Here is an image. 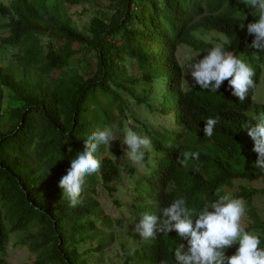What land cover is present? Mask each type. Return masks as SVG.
Listing matches in <instances>:
<instances>
[{"label":"trees","instance_id":"1","mask_svg":"<svg viewBox=\"0 0 264 264\" xmlns=\"http://www.w3.org/2000/svg\"><path fill=\"white\" fill-rule=\"evenodd\" d=\"M106 1L109 14L94 16L93 0L0 1V264H7L1 254L10 235L33 258L23 264H156L183 243L174 231L157 234L155 244L142 240L139 248L128 235L117 241L115 230L131 221L114 219L105 205L131 217L152 212L161 218L177 197L198 208L202 197L230 194L245 201L253 228L264 232V220L251 208L255 194L264 195V171L255 167L241 132L249 105L223 90L211 99L212 92L184 77L176 56L185 46L194 53L191 62L217 43L233 55L247 54L254 9L246 0ZM68 7L80 8L88 22H72ZM263 57L264 51L256 52ZM92 61L89 73L73 67ZM164 115L169 127L161 122ZM209 117L217 123L206 137L200 126ZM106 125L116 126L115 138L99 147L100 167L71 206L58 180L86 134ZM124 128L151 142L145 156L152 164L141 173L115 158L124 156ZM184 151L198 157L181 166ZM114 246L120 256L112 259Z\"/></svg>","mask_w":264,"mask_h":264},{"label":"clouds","instance_id":"2","mask_svg":"<svg viewBox=\"0 0 264 264\" xmlns=\"http://www.w3.org/2000/svg\"><path fill=\"white\" fill-rule=\"evenodd\" d=\"M246 4L248 8L254 9L251 15L255 17L254 22L246 26V33L252 37L247 54L233 55L222 44L217 43L208 48L199 59L195 58L191 62L189 60L185 66L180 65L182 68L187 67L185 74L191 78L193 86L212 92L211 99L215 92L223 90L233 102L249 105V109L244 113L248 122L243 125L241 132L250 152L256 157L255 167L264 171V102L261 105L255 102L256 98H259L260 102L264 99V57L260 60L255 55V61L250 57L251 49H255V53L264 51V0H246ZM236 15L242 20L245 19L239 12ZM224 81L227 83H222ZM158 94L155 89V106L159 102ZM177 112L178 109L173 108L172 116L178 118ZM161 122L169 127L170 117L164 115ZM204 122L200 131L203 136L211 137L217 120L209 117ZM124 123L129 124V121L125 120ZM117 131L115 125H106L88 132L83 138L82 150L75 152L70 160V167L57 184L69 205L75 206L80 202L86 177L100 167L97 155L99 147L109 146ZM150 147L151 142L147 136L131 128H124L119 147L124 151V156H118L123 161L115 158L121 166L141 173L152 164L149 156H145ZM181 156L179 163L183 166L189 159H197L198 153L184 151ZM253 186L260 188L262 184L256 182ZM127 189L128 194L132 193V200V188L129 186ZM259 195L264 197L256 193L252 198L251 208L254 214L264 220L253 204L255 197ZM250 219L242 198L223 194L216 199L202 197V204L198 208L188 206L184 197L180 196L162 209L161 218H158L156 213L145 212L138 218L131 217L130 214V218L125 220L131 221L130 226L136 236L153 244L156 243L154 238L157 234H167L170 231H174L179 241H183L173 248L169 260L156 264H264V232L254 229ZM230 247L232 248L228 250Z\"/></svg>","mask_w":264,"mask_h":264},{"label":"rangeland","instance_id":"3","mask_svg":"<svg viewBox=\"0 0 264 264\" xmlns=\"http://www.w3.org/2000/svg\"><path fill=\"white\" fill-rule=\"evenodd\" d=\"M3 1V3L7 2L8 0H0ZM94 2L92 3V5H90V14L91 15H96L98 14L99 11H103L105 13L109 14V10L107 9V5H108V1L106 0H93ZM68 13L71 16V21L75 22L79 27H81L82 25L86 24L88 22L89 16L87 14H81L80 13V8H74V7H68ZM177 58L180 62V64L182 65H186L189 63L190 58L194 55V53L188 49L187 47H180L177 50ZM255 49H251V54L250 57L255 61ZM1 57H4V55H2ZM76 68V70L79 73H89L94 69V63L93 61L89 64L87 63H83L77 66H73ZM134 71V67L132 69H130V72ZM187 71V67H183V72H184V77L187 78V80H191V78L189 76H187L185 73ZM262 74L264 75V70L262 72ZM160 88H161V82L158 80L157 81V91L160 93ZM255 102L257 103V105H261L264 102L263 101L260 102L259 98L255 99ZM115 138V136H114ZM117 160L122 162L123 160L120 157H117ZM124 188V186H123ZM121 189V203H125V194H126V190ZM102 198L106 197L102 194L99 195ZM109 200V199H108ZM254 206L257 208V210L259 211V214L262 218H264V197L263 196H256L254 199ZM114 206H109V205H105V209H108V214L110 216H112L114 219L117 218H122V219H129L130 218V214L129 212L125 211V210H121L119 213H116L113 210ZM130 226V224H129ZM128 226V227H129ZM128 227H126L125 229L120 230H115L116 233V238L117 241L118 240H124L126 238V236H131L130 239V243L134 246V247H139L140 241L142 240V238H140L139 236H133L132 232H129V234L125 233L126 231H131L130 229H128ZM139 243V244H138ZM2 257L6 260L7 264H23L25 262L31 261L33 258L29 255L28 251L26 250L25 247L21 246L20 244H17V239L16 237L10 235L9 236V240L7 241V243L5 244L3 253L1 254ZM119 252L117 251V247L114 246V248H112L111 253L108 255L109 258H118Z\"/></svg>","mask_w":264,"mask_h":264}]
</instances>
